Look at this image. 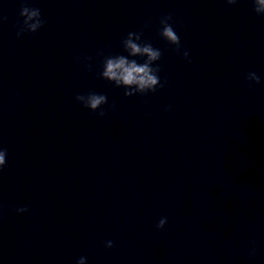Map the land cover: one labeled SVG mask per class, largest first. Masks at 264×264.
<instances>
[{
  "label": "clouds",
  "instance_id": "1",
  "mask_svg": "<svg viewBox=\"0 0 264 264\" xmlns=\"http://www.w3.org/2000/svg\"><path fill=\"white\" fill-rule=\"evenodd\" d=\"M237 0H227L229 5L235 4ZM253 11L257 15H264V0H252ZM20 17H22V24L19 27L17 35L20 36L24 32L35 33L37 32L46 21L42 18L39 8L28 6V0H23L21 3ZM171 16H164L160 19V36L165 39L169 44L176 46V51L180 52V37L174 30L170 21ZM142 33L129 32L122 40V47L125 55L106 56L103 60L101 77L116 87H123L125 89L124 96L132 97L137 94L146 95L148 93L155 92L158 88H163L164 84L161 83L158 73L160 71L159 66L154 67L155 62L161 59L162 53L159 49L154 48L151 43L141 40ZM184 59L189 60V53L184 51L182 53ZM135 57H142L143 62H137ZM88 59H91L90 57ZM89 71L91 66L89 65ZM246 80L249 82L260 83V77L255 72H249L246 75ZM84 108H87L93 112L99 110V115L104 116L105 112L102 106L105 105L108 100L106 95L98 94L89 91L86 94H78L75 97ZM114 108L115 105H112ZM6 149H0V169L6 164ZM18 212H25L27 208L17 209ZM167 223L166 217H161L156 224V228L162 229ZM105 246L112 248L113 242L106 241ZM254 254V252H253ZM86 258L81 256L76 264H85Z\"/></svg>",
  "mask_w": 264,
  "mask_h": 264
}]
</instances>
